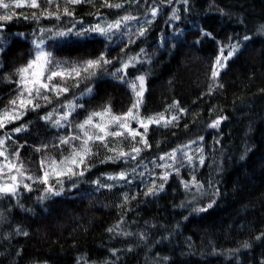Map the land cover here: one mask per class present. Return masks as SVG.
Listing matches in <instances>:
<instances>
[{"label": "trees", "instance_id": "1", "mask_svg": "<svg viewBox=\"0 0 264 264\" xmlns=\"http://www.w3.org/2000/svg\"><path fill=\"white\" fill-rule=\"evenodd\" d=\"M102 2L75 5L74 18L64 16L59 21L26 20L24 15L38 10L15 8L20 18L7 22L0 32V108L16 95L15 70L34 55L32 41L39 38L40 27L55 25L66 30L79 21V30L101 21L93 14L97 9L106 19L114 20L129 14L140 17L156 6L158 15L145 26L144 36L137 35L139 28L122 27L123 37L116 33L111 40L98 34H91L94 38L86 41L73 37L67 43L46 39L45 50L61 62L94 59L104 52L113 60L109 73L121 66V59L140 54L144 62L128 69V79L146 76L141 113L173 114L179 119L174 126L150 125L147 139L151 147L135 161L100 163L113 153L103 144L94 146L95 154L88 159L94 166L83 177L65 178L60 196L41 201L44 185L28 180L25 183L32 185L31 191L21 187L18 197L0 198V264H264V33L258 32L264 25V0H188L186 5L176 0L171 4L139 0L138 5L125 4L123 9L101 7ZM46 7L41 4V10ZM60 7L62 10L64 4ZM174 9L178 20L170 19ZM244 36L251 39L243 41ZM129 38L135 42L129 44ZM237 42L240 49L214 80L212 67L221 48ZM229 50L225 47L224 55ZM86 87H92L93 92L81 97ZM73 96L83 104L70 117L73 126L105 105H110L114 114L125 113L134 99L128 84L108 74L70 89L58 102ZM58 102L29 111L0 130V136L10 130L8 151L14 153L19 148L30 175L42 174V156L57 160L67 156L70 149L67 145L57 147L59 138L78 132L74 127L56 128L40 118ZM173 102H178L179 108L166 111ZM181 108L185 110L182 113ZM218 117L226 119L217 128L209 127ZM21 124L27 125L24 131H12ZM112 141L127 151L134 145L129 137L110 138L109 147ZM189 141H197L192 146L203 149L204 164L198 158L188 164L178 153L174 166L180 169L179 175L167 169L171 170L169 179L156 195L145 192L153 183L163 182V167H153L154 178L136 180L135 173L123 183L108 179L132 164L151 168L165 153ZM41 145L48 148L35 151ZM193 176L206 193L197 194L195 200V189L188 191L182 183ZM209 203L212 207L207 211H194Z\"/></svg>", "mask_w": 264, "mask_h": 264}, {"label": "snow or ice", "instance_id": "2", "mask_svg": "<svg viewBox=\"0 0 264 264\" xmlns=\"http://www.w3.org/2000/svg\"><path fill=\"white\" fill-rule=\"evenodd\" d=\"M164 0H160L163 3ZM177 3H188V0H176ZM46 3L48 7L41 10V4ZM63 3L64 7L61 10L60 4ZM88 3L95 6V0H0V9L3 13L0 14V32L3 31L5 24L12 21L14 18H20L21 14L15 11V8L28 7L30 9H36L38 11H33L31 15H24L23 19L40 21L41 19H56L61 20L64 16L73 17L75 16L74 6ZM167 3H173V0H167ZM125 4H139V0H118V2H110V0H103L101 7L123 9ZM55 6V10H52ZM73 7V10H69ZM152 19L154 20L158 15L159 9L156 6L150 9ZM178 10L174 9L170 17L171 20L180 19L177 14ZM39 13V14H38ZM96 16L101 18V22L95 25H91L87 28L81 27L77 29V21L73 23L72 27L66 30L52 31L51 29L41 28L40 38L33 40L34 55L28 62L16 69V75L18 79L14 81L16 83V95L8 101V104L3 108H0V130H4L8 125L21 120L29 111H36L46 105H51L53 100L59 101V98L64 96L70 91V89L79 88L81 84L91 81L94 78L99 77L101 74L111 75L114 79H119L122 83L128 84L129 88L133 92L134 99L132 105L129 107L127 112L120 115L114 114L110 105H105V107L100 111H94L88 114V116L79 124L73 126L70 117L75 113L77 108H82L83 104H79L76 101L79 97L73 96V98L66 103H57V106L48 112L44 116L40 117L46 122L51 123L56 128H75L78 132H70L67 136H62L59 138V145L57 147L67 145L70 149L67 156H63L59 160L51 156H42L40 164L41 175L34 176L28 175L27 169L24 163L20 159L19 148L16 149L14 153H10L7 148L8 141H11V134L7 131L0 136V198L4 196H14L18 197L21 187L25 191H31L32 185L25 183V180L33 181L35 183H40L44 185L43 193L39 197L41 201L49 199L54 196H60L64 191V180L65 178L71 180L73 177H83L85 172H87L90 167L94 165L88 164V159L93 156L92 149L98 144H103L109 152L113 155L108 156L105 160L100 161V163H105L107 161H118V160H133L135 161L139 157L140 153L150 148L148 143L147 133L149 131L150 125H162L163 127L174 126L175 122L179 119L178 115H172L170 118H166L164 113L157 114L155 116L143 117L141 115L140 109L144 103V94L146 92V76L141 74L135 78V80L128 79V69L134 67L137 63H143L144 61L139 59V55L129 57L127 60H120V67L116 68L114 71H108V66L113 63V60L107 58L104 52L94 59H86L83 61H57L52 52L46 51V39L56 40L60 39L61 42L67 43L73 37L77 40H89L94 37L91 34H98L109 40L113 34L119 33L121 37L125 33L121 32L122 27H127L129 21H137L138 17L133 15H124L119 17L114 21H108L106 17H103L97 9L95 13ZM147 15V13H146ZM147 25H151L152 20H146ZM147 27H140L137 35L144 36L147 32ZM259 33H264V25H261L258 29ZM51 33L50 36L46 34ZM23 35V34H21ZM203 36H208L210 33L202 32ZM251 38L249 36H244L243 41H248ZM131 38H129L128 43H134ZM3 41H0V50L2 49ZM128 45H125V48ZM241 43L225 46L230 48L227 55H224L225 47L220 50V55L217 56L216 62L212 67V78L215 80L221 69L226 65L225 62L228 61L239 49ZM107 47V46H106ZM123 52L124 49H121ZM141 49V53H143ZM117 59V58H113ZM4 79L9 82H13L11 77H5ZM71 82V83H70ZM211 91V89H210ZM93 92L92 87H86L80 96H87ZM51 93L52 95H49ZM43 101V103H41ZM179 108L178 102H173L172 105L166 111H171L173 109ZM182 113L185 110L179 109ZM226 119V117H218L216 120L212 121L209 125L211 128H217L221 122ZM136 122L138 128H132V122ZM27 125L21 124L19 127L14 128L12 131L19 133L24 131ZM139 128H143V133L139 131ZM130 137L134 142V146L129 151H124L117 147H109L110 138H127ZM137 137L140 139L137 141ZM201 141L203 137L199 138ZM79 143H74V142ZM197 141H189L188 144L178 146V148L173 149L169 153H165L159 159L165 161L162 165H156V167H163L166 170L160 179L163 181L159 185L153 183L152 187H149L145 195H156L158 192L164 190L165 183L168 181L170 172L167 169H171L176 175H179L180 169L174 165L177 163V154L182 153L183 157L188 164L194 163V155L189 154V151H184L185 149L190 150V145L196 144ZM135 145H142L135 146ZM22 147V146H21ZM48 148V145H41L35 148V151L41 152ZM200 153L198 160L201 165L205 162V157L203 155V149L197 148L195 150ZM171 160L172 163H167ZM184 165H181L183 167ZM132 169V172H135ZM128 173L122 171L115 176H109L110 180H124ZM141 176L144 173H140ZM54 181V183L52 182ZM97 185L101 187H109L112 185H100L99 181H94ZM183 186L186 190L191 191L195 189L193 194V199H196L197 194L205 195L204 186L196 180L195 176L192 177L190 181H183ZM73 187H76L73 184ZM218 195V190L214 193ZM127 199V197H125ZM214 203V201H213ZM212 207V203H209L204 208H197L194 211L204 212L208 208ZM119 227V225H117ZM113 231V229H109ZM27 235V233H24ZM129 235L130 233H124ZM259 239V237H257ZM244 247H248L245 243Z\"/></svg>", "mask_w": 264, "mask_h": 264}, {"label": "rangeland", "instance_id": "3", "mask_svg": "<svg viewBox=\"0 0 264 264\" xmlns=\"http://www.w3.org/2000/svg\"><path fill=\"white\" fill-rule=\"evenodd\" d=\"M3 13V10L2 9H0V14H2ZM137 17V16H136ZM118 19V18H117ZM152 19V16H151V12L150 13H148L147 15L145 14V15H142V16H140V17H138V20L137 21H129L128 22V25H127V30H132L133 28H140V27H145V26H147V24L145 23V21L146 20H151ZM108 20V19H107ZM114 20H116V19H114ZM114 20H108V21H114ZM101 22V21H100ZM100 22H97V23H100ZM97 23H93V25H95V24H97ZM88 27L89 26H91V25H87ZM41 28H45V29H51L52 31H60V30H63L62 29V26H49V27H40L39 28V33H38V37L40 38V36H41V33H40V29ZM47 36H50L51 35V33H48V34H46ZM36 39H38V38H36ZM35 39V40H36ZM67 101H69V100H66V101H61V102H58V103H60V104H63V103H66ZM57 106V105H56ZM55 106V107H56ZM54 108V107H53ZM53 108H51V109H49L48 111H45L46 113H43V115L42 116H44L45 114H47L48 112H50V111H52V109ZM141 112V111H140ZM141 115L143 116V117H148V116H155L156 114H150V115H145V114H143V113H141ZM173 114H170V115H165V117L166 118H170L171 116H172ZM51 124V123H50ZM52 125V124H51ZM19 127V126H18ZM131 127L132 128H138V125H137V123L134 121V122H132V124H131ZM8 131H10L9 129H7V132ZM139 131L141 132V133H143V128H139ZM125 139V138H124ZM129 139H130V142H133L132 141V139L129 137ZM137 139V141L140 139V137H137L136 138ZM116 142H114V141H112V147H117L116 145H114ZM134 144V143H133ZM134 146V145H133ZM135 146H137V145H135ZM138 146H140V145H138ZM117 148H119V149H123L124 151H127L126 149H124V148H120V147H117ZM196 149L192 146V145H190V150L189 149H185L184 151H189V154H192V155H194V157L195 158H198L199 157V155L200 154H198L196 151H195ZM0 159H2V158H0ZM56 159V158H55ZM123 160V159H122ZM184 160H185V158H184ZM186 161V160H185ZM123 162H126L125 160H123ZM165 163V161H158V162H155L154 164H153V166L151 167V168H148V167H144V166H142L141 164H139V165H131L130 167H125V168H123V170H121V171H119L118 173H120V172H122V171H126L127 173H128V175H127V177L124 179V180H119V181H117V180H111V182H113V181H115V182H119V183H123L125 180H128V181H130V179L133 177V175L136 173L137 174V178H136V180H138V178H142V177H145L146 179H148V177H151V178H154V175L156 174V173H154V171H153V167H156V165H162V164H164ZM167 163H171V160H168L167 161ZM156 168H158V167H156ZM132 169H135L136 171L135 172H132ZM169 172H171V170L169 171ZM117 173V174H118ZM140 173H144V175L143 176H141L140 175ZM28 174V173H27ZM116 174V175H117ZM28 175H30V174H28ZM162 175H163V173H162ZM161 175V176H162ZM110 176H115V175H110ZM108 179H109V177H108ZM26 181H28V180H25V182ZM53 183H54V181H52ZM142 184H144V183H142Z\"/></svg>", "mask_w": 264, "mask_h": 264}]
</instances>
